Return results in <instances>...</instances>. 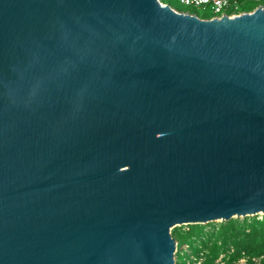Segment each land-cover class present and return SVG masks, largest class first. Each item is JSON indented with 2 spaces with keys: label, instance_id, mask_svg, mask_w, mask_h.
I'll use <instances>...</instances> for the list:
<instances>
[{
  "label": "water",
  "instance_id": "water-1",
  "mask_svg": "<svg viewBox=\"0 0 264 264\" xmlns=\"http://www.w3.org/2000/svg\"><path fill=\"white\" fill-rule=\"evenodd\" d=\"M261 213L263 4L0 0V264H176Z\"/></svg>",
  "mask_w": 264,
  "mask_h": 264
},
{
  "label": "trees",
  "instance_id": "trees-1",
  "mask_svg": "<svg viewBox=\"0 0 264 264\" xmlns=\"http://www.w3.org/2000/svg\"><path fill=\"white\" fill-rule=\"evenodd\" d=\"M160 1L183 11L168 0ZM237 2L240 11H252L258 5H264V0H237ZM196 15L201 18H211L214 14L211 11L206 15L198 13ZM172 234L178 247L176 264H218L217 259L222 254L225 264H235L243 256H247L250 261L253 257H263L261 264H264V214L243 218L233 217L218 223L176 226ZM184 244L189 246L190 253H187L186 259L181 262L182 252L179 248Z\"/></svg>",
  "mask_w": 264,
  "mask_h": 264
},
{
  "label": "built area",
  "instance_id": "built-area-1",
  "mask_svg": "<svg viewBox=\"0 0 264 264\" xmlns=\"http://www.w3.org/2000/svg\"><path fill=\"white\" fill-rule=\"evenodd\" d=\"M180 1L186 5H193L198 7L202 6L204 8L209 6L214 14L212 17H220L222 15L234 16L236 14L241 13V11L238 9L237 0H180ZM183 246H188V245L187 244L182 245L179 248V250H181ZM262 258L263 257H253L252 260L250 261L247 256H243L235 264H261ZM217 262L218 264H225L224 254H222L217 259Z\"/></svg>",
  "mask_w": 264,
  "mask_h": 264
},
{
  "label": "rangeland",
  "instance_id": "rangeland-1",
  "mask_svg": "<svg viewBox=\"0 0 264 264\" xmlns=\"http://www.w3.org/2000/svg\"><path fill=\"white\" fill-rule=\"evenodd\" d=\"M168 1L173 6L178 7V8L180 7L185 12L193 11L194 13L196 12V14L198 13L200 15H206L212 11V9L209 6L204 8L202 6L198 7V6H193V5H186L182 3L180 0H168ZM260 215H263V213H261ZM240 218H243V217H240ZM181 252L182 254H181L180 260L182 262L184 259H186L187 253H190V248L188 246H183V248H181ZM176 260H177V257H176Z\"/></svg>",
  "mask_w": 264,
  "mask_h": 264
},
{
  "label": "flooded vegetation",
  "instance_id": "flooded-vegetation-1",
  "mask_svg": "<svg viewBox=\"0 0 264 264\" xmlns=\"http://www.w3.org/2000/svg\"><path fill=\"white\" fill-rule=\"evenodd\" d=\"M244 12V11H241V13ZM240 14V13H239Z\"/></svg>",
  "mask_w": 264,
  "mask_h": 264
}]
</instances>
